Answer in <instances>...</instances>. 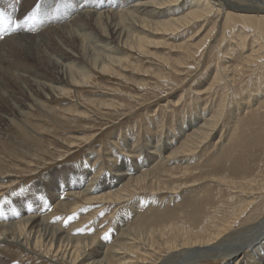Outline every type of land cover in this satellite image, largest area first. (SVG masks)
<instances>
[{"label":"rangeland","instance_id":"1","mask_svg":"<svg viewBox=\"0 0 264 264\" xmlns=\"http://www.w3.org/2000/svg\"><path fill=\"white\" fill-rule=\"evenodd\" d=\"M128 1L110 0L113 8ZM231 2L235 4V0ZM74 16H61L58 27L69 26ZM238 23L231 26L221 18L207 46L177 67L175 62L186 54L175 45L196 43L208 32L206 23L203 32L195 35L194 28L180 30L163 44L151 45L150 51L121 46L118 53L126 54V64H115L113 71L90 70L89 82L72 88V95L51 96L42 110L33 107L30 117H22L23 120L13 116V121L0 132V211L5 204L14 209L34 206L51 223L94 240L85 254L104 244L100 246L102 256L107 254L114 264L133 257L135 264H159L167 255V264H179L184 258L193 264L231 263L219 249L214 250L218 256L214 252L208 253L212 256L198 255L194 248L183 250L194 249L191 255L186 251L173 256L175 252L168 251L166 241L170 235L171 240L182 242L181 237L170 234L173 226L188 228L197 224L202 228L213 217L221 220L233 207L250 200L252 192L245 188V181H251L252 187L264 184V64L259 59V65L233 71L252 52L262 51L260 55L264 56V44L259 39L248 44L255 32L246 29L247 47L239 45ZM12 29V33L16 31ZM17 93L24 96L22 91ZM112 102L114 105H110ZM75 105H84L88 114L64 112ZM211 117L215 123L211 135L192 150L180 151L186 139L199 131L204 119ZM22 121L28 122V126ZM17 124L26 127L29 140H23L22 133L16 132ZM40 127L47 131L41 133L38 143L33 142V133H39ZM118 172L126 173L122 182L119 178L123 176ZM143 175H148L143 180L144 187L130 184ZM94 180L100 182V187L106 185L94 194L108 190L109 185L113 192L127 185L129 190L118 200L87 201L85 196L75 198L71 193L75 190L71 189L72 184L80 183L81 189H76L83 190ZM260 200L261 197L257 198V202ZM75 201L77 208L73 211L62 207ZM262 209V215L255 220L264 216V205ZM255 220L237 221L234 228L238 233L234 231L232 237L240 234L242 240L253 241L260 233L259 228L252 227ZM261 241L256 240L255 245ZM232 245L226 244L222 251L237 247ZM7 247L0 244V263L71 264L45 250L22 253Z\"/></svg>","mask_w":264,"mask_h":264},{"label":"bare ground","instance_id":"2","mask_svg":"<svg viewBox=\"0 0 264 264\" xmlns=\"http://www.w3.org/2000/svg\"><path fill=\"white\" fill-rule=\"evenodd\" d=\"M226 1L129 0L123 6L120 5L118 8H113L114 4L110 0H0V8L2 10L0 12H4L6 16L20 23V27L15 29L16 31L12 29L13 33L6 24L0 23V132L3 129L5 130L10 122L13 121V116H18L22 120V117L28 118L33 107L40 109L46 99L51 96L72 95V88L89 82L90 70L113 71L115 64H126L127 60L123 57L126 54L118 53L121 46L125 45L141 52L150 51L149 47L151 45L163 44L169 38L168 36L177 35L180 30L184 31L194 28L196 29L194 34L197 35L198 32L206 30L205 28L203 29L206 23L209 30L196 43L186 44L183 42L179 45L174 44L175 48L181 49L186 54L184 58L180 57V61L175 62V67H177L183 65L188 58L196 57V54L206 45L210 37L212 38L213 32L219 26L221 18L225 19V22L231 23L229 24L231 26L235 25L237 21L241 23V29L236 31L238 32L236 38L237 42L239 41V45L246 46L249 35V31L246 29H252L255 32L248 40V44L250 42L255 43L257 39L260 40V44H264V0L260 3L254 0H235V4L231 0L227 4ZM226 6H228L227 9ZM18 8L19 11H17ZM229 8L233 10H229ZM72 14H75L73 19L70 18V21H74L73 23L69 26L67 24L66 26L58 27L62 17L65 15L71 16ZM66 23H69V20ZM43 24H47L46 28L43 27ZM6 31L8 32L7 35H5ZM261 52L255 54L252 52V55H248L243 63L235 65L233 71H243L248 65L255 63L259 65L257 64L259 59H261V64H264L262 62L264 56H262L263 54L260 55ZM240 53L242 52L240 51ZM129 65L131 66L132 64L129 63ZM18 90L23 92V97L22 95L18 96ZM90 103H93L92 99ZM100 104L105 105L102 102ZM110 105H114V103ZM64 112L74 115L77 113L82 116L88 114L84 105H75L74 108L68 107ZM211 118L209 120L204 119L206 121L201 125L199 131H196L190 137L188 136L189 138L181 146L180 151L192 150L197 146L198 142L211 135L215 126L214 118ZM22 122L25 123L26 121ZM26 125L28 126V122ZM40 128L41 131L39 133H33L35 139L32 140L33 142L40 141L43 136L41 133L47 131L45 127ZM18 129L16 132L20 131L19 133H22L23 137L26 138L22 139L27 140L29 136L25 134L26 127L18 125ZM117 175L123 176L119 178V181L122 182L126 173L118 172ZM1 177L4 178L3 175ZM146 177L148 178V175L138 176L130 184L135 182L134 187L139 185L142 188L144 187L143 180L145 182ZM96 180L92 184L90 182L83 190H77L82 187V185L79 186L80 183L72 184L71 189L75 187V190L71 193L75 198H84L83 196H85L87 201L97 199L118 200L128 193V185L115 192L112 191L113 186L109 185L106 187L109 188L108 190L101 192V194H94L103 190L106 186L100 187V182L97 183ZM251 184H253L251 181H245V188H249L252 192L250 195L251 199L244 204L233 207L229 214H223L221 220L214 217L212 219L211 217L210 219L212 220L208 222L213 223L208 224L206 221L207 224L202 228L196 227L197 224L194 225L195 227L189 226L188 228L173 226L170 234L175 235V237H181L180 240L182 242H178L177 239L173 238L171 240L169 235V239L166 241L168 251L175 252L173 256L176 253L184 255L183 252L186 251L187 254L191 255L193 253L192 250L195 249L194 251L198 255L212 256L210 255L211 252L219 249V253L221 252L224 257H227L229 261L231 260L229 264H264V216L258 221L255 220L262 215L260 210L264 205V184L256 187H252ZM157 186V189L161 188L160 182H157ZM55 194L57 195V193ZM58 195L60 196L59 193ZM88 195L93 196L86 197ZM259 197L262 198L260 203L257 202ZM56 198L58 199V197ZM76 206V201L73 204H62V207H68V210L71 211L77 208ZM243 215L245 216L243 217ZM248 220L257 221L252 226L260 230L257 238L255 237L253 241L247 242V239L245 241L239 237L240 234L232 237L234 231L236 232L235 223L237 221L239 223L247 222ZM195 230L197 231L195 232ZM75 234L71 229L66 228L65 230L59 224L51 223L49 217H44V212L34 206H20L14 209L10 205L5 204L0 211V244L5 247L8 246V249L14 248L22 251V253L26 250L31 252L45 250L47 254L67 259L71 264H114L107 254L102 256L103 248H100V246L104 247V244L99 245V249L94 252L85 254L87 247L94 240L84 239ZM231 238H235L236 241H231ZM258 239H262L263 242L261 241L258 243L259 245H255V241ZM226 244H233L237 247H231L233 249L223 252L222 249ZM252 245L254 248L250 250L249 248L253 247ZM190 248L194 249L183 251ZM115 251L117 253L121 252V250H113V252ZM217 253L214 252L213 255L218 256ZM248 254H250V257H248ZM133 258L127 261H120L119 264H135L136 262ZM169 261L170 257L167 255L159 264H167ZM173 262L176 261L173 260ZM0 264L5 263L1 262ZM179 264L193 263L191 260L184 258Z\"/></svg>","mask_w":264,"mask_h":264},{"label":"snow or ice","instance_id":"3","mask_svg":"<svg viewBox=\"0 0 264 264\" xmlns=\"http://www.w3.org/2000/svg\"><path fill=\"white\" fill-rule=\"evenodd\" d=\"M27 19V17H25ZM0 23H4L8 26V28H19L20 23L17 20H13L11 17L6 16L4 12H0Z\"/></svg>","mask_w":264,"mask_h":264}]
</instances>
